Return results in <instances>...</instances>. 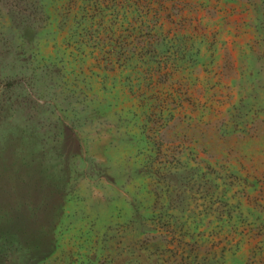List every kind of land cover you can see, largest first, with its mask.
Listing matches in <instances>:
<instances>
[{"label":"rangeland","instance_id":"rangeland-1","mask_svg":"<svg viewBox=\"0 0 264 264\" xmlns=\"http://www.w3.org/2000/svg\"><path fill=\"white\" fill-rule=\"evenodd\" d=\"M0 264H264V0H0Z\"/></svg>","mask_w":264,"mask_h":264}]
</instances>
